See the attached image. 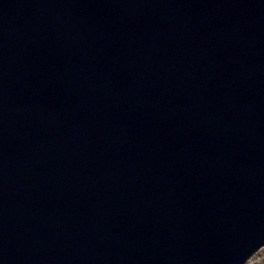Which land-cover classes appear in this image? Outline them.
Segmentation results:
<instances>
[{
  "label": "water",
  "instance_id": "95a60500",
  "mask_svg": "<svg viewBox=\"0 0 264 264\" xmlns=\"http://www.w3.org/2000/svg\"><path fill=\"white\" fill-rule=\"evenodd\" d=\"M263 244L264 0H0V264Z\"/></svg>",
  "mask_w": 264,
  "mask_h": 264
},
{
  "label": "rangeland",
  "instance_id": "374dc122",
  "mask_svg": "<svg viewBox=\"0 0 264 264\" xmlns=\"http://www.w3.org/2000/svg\"><path fill=\"white\" fill-rule=\"evenodd\" d=\"M247 264H264V244L258 248L249 258Z\"/></svg>",
  "mask_w": 264,
  "mask_h": 264
},
{
  "label": "bare ground",
  "instance_id": "6f19581e",
  "mask_svg": "<svg viewBox=\"0 0 264 264\" xmlns=\"http://www.w3.org/2000/svg\"><path fill=\"white\" fill-rule=\"evenodd\" d=\"M247 263H248V261L245 262V264H247Z\"/></svg>",
  "mask_w": 264,
  "mask_h": 264
}]
</instances>
